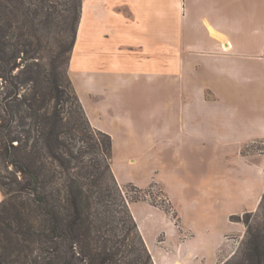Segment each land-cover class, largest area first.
Wrapping results in <instances>:
<instances>
[{
    "label": "crops",
    "instance_id": "1",
    "mask_svg": "<svg viewBox=\"0 0 264 264\" xmlns=\"http://www.w3.org/2000/svg\"><path fill=\"white\" fill-rule=\"evenodd\" d=\"M81 25L69 72L119 185L160 188L180 220L130 204L155 263L218 264L264 195V0H84Z\"/></svg>",
    "mask_w": 264,
    "mask_h": 264
},
{
    "label": "trees",
    "instance_id": "2",
    "mask_svg": "<svg viewBox=\"0 0 264 264\" xmlns=\"http://www.w3.org/2000/svg\"><path fill=\"white\" fill-rule=\"evenodd\" d=\"M83 1L0 0V264H153L70 76Z\"/></svg>",
    "mask_w": 264,
    "mask_h": 264
},
{
    "label": "rangeland",
    "instance_id": "3",
    "mask_svg": "<svg viewBox=\"0 0 264 264\" xmlns=\"http://www.w3.org/2000/svg\"><path fill=\"white\" fill-rule=\"evenodd\" d=\"M81 22H82V17H81ZM81 22H80L79 31H80L81 26H82ZM82 29H83V27H82ZM78 39H79V36H78ZM83 40L84 39H83V35H82V37L80 38V41H79L80 51H78L79 52L78 55L80 54V52H82L84 50V41ZM73 55H74V51L72 53V57H73ZM70 64H71V62H70ZM69 68H70V65H69ZM261 149H262V145L256 144V145H252L249 150L250 151L251 150L252 151H260ZM11 169L12 168H10V170ZM0 170L3 174L5 173L4 167L0 166ZM131 186H134V185L129 184V185H125V186L121 187L124 190V194L127 198V202L129 204V207H130V204L132 205L136 202H149L151 205L161 207L163 210H165L172 218L176 219L175 224H177V226L179 225L180 220H178L176 218V212L172 208V204L170 202H168V200H166L165 197H163V194H162L160 188H158L156 186H152V187L147 188V189H141V192H138ZM134 198H136V200ZM130 209H131V207H130ZM246 222H248V223H246ZM225 224L227 226H228V224L229 225H239V227H237L238 229L231 230L230 232L225 233L223 235L224 244L222 245L220 251L218 252V264H244L245 263V258H246L247 252H248L249 241H250V235L247 234L248 225L253 228L255 235L257 236L256 238L264 245V211H263L261 204L255 212L246 213V214L241 215V216L231 217L228 220H226ZM137 225H138V223H137ZM138 229H139V227H138ZM225 229H227V228H225ZM185 236H186L185 239H190L192 237V234L187 233ZM165 242H166V237L164 235H161L158 238V244L159 245H165ZM170 245L166 244L167 249H170ZM170 251L171 250H169V253H170ZM151 256H152L153 264H156L154 261L152 253H151ZM176 264H180V263H176Z\"/></svg>",
    "mask_w": 264,
    "mask_h": 264
}]
</instances>
